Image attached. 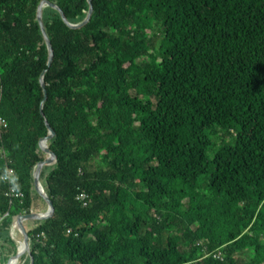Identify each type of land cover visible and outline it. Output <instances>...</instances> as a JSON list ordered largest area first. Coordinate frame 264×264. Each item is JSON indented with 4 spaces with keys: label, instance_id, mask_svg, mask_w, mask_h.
<instances>
[{
    "label": "trees",
    "instance_id": "trees-1",
    "mask_svg": "<svg viewBox=\"0 0 264 264\" xmlns=\"http://www.w3.org/2000/svg\"><path fill=\"white\" fill-rule=\"evenodd\" d=\"M42 1L90 11L0 0V264L48 210L46 120L55 214L18 264H264V0H92L79 30L45 5L51 67Z\"/></svg>",
    "mask_w": 264,
    "mask_h": 264
},
{
    "label": "water",
    "instance_id": "water-1",
    "mask_svg": "<svg viewBox=\"0 0 264 264\" xmlns=\"http://www.w3.org/2000/svg\"><path fill=\"white\" fill-rule=\"evenodd\" d=\"M89 3H90L89 14H88L87 18L85 19V21L83 23L79 24V25L71 24L68 21L67 16L63 12V10L60 7H58L57 5H55V4H53V3L49 2V1H42L41 4L39 5L37 18H38V21H39V24H40L41 30L43 32V35H44V38H45V42L47 44L48 51H49V57H48V66L49 67L52 66L53 61H54V50H53L52 43H51V41L49 39V36L47 34L44 22H43V15H42L43 7L45 5H48V6L52 7V8H54V9H56L57 11L60 12L63 21L66 23V25L69 28H71L73 30H79V29H82L83 27H85L90 22V20L92 18V15H93V12H94L92 0H89ZM44 74H45V72L42 74L41 79H40V83H41V86H42L43 91H44V101H43L42 106H41V110H42V115L43 116H45V114L43 113V104L45 103V101L48 98V92H47V89H46V84H45V80H44ZM45 122H46V125H47L50 133H49V135L47 137L43 138L40 141V147L45 153L48 154V158L45 161L41 162L39 164L37 170L35 171V174H34V187H35V190L37 191V193L48 204V210L45 213L22 214V215H19V216H17L15 218L14 225L21 232V234L23 235L24 240L20 244L19 248L15 252H13V254L11 255V257H10V259H9L7 264H10V261H11L13 255L16 252L20 251V249L22 247L24 248V253H22V255L19 257V259L25 254L31 255V249H30L31 238H30L29 233H28V231H27V229L25 227V221H27V220H47V219H50L51 217H53V215L55 214L54 203L48 197V195L45 193V190H44V188H43V186H42V184L40 182V177L42 175L44 167L48 166V165H53L57 161L56 154L47 145V142L49 140L53 139L56 136V133H55L54 129L51 127V125L49 124V122L47 120ZM19 259L17 261V264L19 262ZM34 263H35V259H34V257H32L31 258V264H34Z\"/></svg>",
    "mask_w": 264,
    "mask_h": 264
},
{
    "label": "built area",
    "instance_id": "built-area-1",
    "mask_svg": "<svg viewBox=\"0 0 264 264\" xmlns=\"http://www.w3.org/2000/svg\"><path fill=\"white\" fill-rule=\"evenodd\" d=\"M4 125V127H6V123L5 120L0 118V127ZM0 159L4 160V161H8V156L7 153L4 149L0 148ZM1 180L5 183L8 184L9 186V191L7 193V196L11 197V198H16V199H23V194L18 193L16 191L15 188V171L11 168H8L6 170V173L1 177ZM77 200H79L80 202H82L85 206H87L88 202L90 200H92V197H90L88 194L86 193H80L77 197ZM22 203V202H21ZM9 214H1L0 213V222L3 221V219H5V217H7ZM70 233V231H69ZM218 257H221V254H218Z\"/></svg>",
    "mask_w": 264,
    "mask_h": 264
},
{
    "label": "bare ground",
    "instance_id": "bare-ground-1",
    "mask_svg": "<svg viewBox=\"0 0 264 264\" xmlns=\"http://www.w3.org/2000/svg\"><path fill=\"white\" fill-rule=\"evenodd\" d=\"M22 253H24V248H23V247L20 249V251L17 252L15 258H13V259L10 261V264H16L17 261H18V259H19V257L22 255Z\"/></svg>",
    "mask_w": 264,
    "mask_h": 264
},
{
    "label": "rangeland",
    "instance_id": "rangeland-1",
    "mask_svg": "<svg viewBox=\"0 0 264 264\" xmlns=\"http://www.w3.org/2000/svg\"><path fill=\"white\" fill-rule=\"evenodd\" d=\"M17 264V263H16Z\"/></svg>",
    "mask_w": 264,
    "mask_h": 264
}]
</instances>
